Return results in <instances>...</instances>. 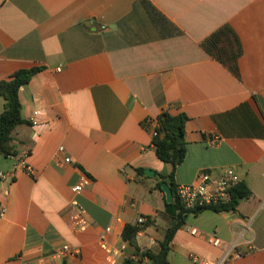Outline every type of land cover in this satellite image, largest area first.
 <instances>
[{"label": "crops", "instance_id": "crops-1", "mask_svg": "<svg viewBox=\"0 0 264 264\" xmlns=\"http://www.w3.org/2000/svg\"><path fill=\"white\" fill-rule=\"evenodd\" d=\"M224 27L236 38L208 52L204 42ZM31 69L40 71L20 89L18 155H0V172L28 153L32 173L0 180V264H113L100 247L107 228L111 247L127 246L114 264H136L123 232L140 217L148 223L136 245L160 246L174 218L157 175L173 167L144 123L163 112L188 117L176 185L233 169L252 192L235 211L190 214L169 264L220 259L213 234L245 253L227 264H264V0H0V82ZM74 199L90 220L84 232L70 222Z\"/></svg>", "mask_w": 264, "mask_h": 264}, {"label": "trees", "instance_id": "trees-1", "mask_svg": "<svg viewBox=\"0 0 264 264\" xmlns=\"http://www.w3.org/2000/svg\"><path fill=\"white\" fill-rule=\"evenodd\" d=\"M235 34L228 27H224L210 36L204 42V48L212 53L213 50L219 51L218 45L225 38L230 40V36ZM236 38V37H235ZM237 41V40H236ZM238 45L239 42L237 41ZM232 60V59H231ZM40 71V69L20 70L16 72L9 80L0 82V96L5 100L4 112L0 115V155L8 157H16L18 152L14 145L13 132L17 127L24 125L25 121L22 118V105L20 102V89L27 85L32 78ZM158 127L156 128L157 136L153 137V145L157 157L164 163L170 164L173 171L170 175H157L158 188L162 190V183L169 184L174 200L172 204H166L174 221L171 227L166 231L164 240L160 243L159 251H143L136 245V236L147 225H127L123 232V239L132 248L135 249V254L141 258H148L151 264H169L167 256L170 252V247L173 239L186 222L187 217L194 213L199 214L206 210L215 212L235 211L241 201L247 200L252 196V192L248 185L241 182L230 191V201L228 204L219 207L203 208L198 211H189L185 209L177 195V185L175 184V172L182 165L187 155V144L185 141V126L188 117L185 114L172 115L169 112H163L156 119ZM145 128L149 127L147 121L144 123ZM139 174L144 175V169H138ZM132 259H127L124 264H133Z\"/></svg>", "mask_w": 264, "mask_h": 264}, {"label": "built area", "instance_id": "built-area-1", "mask_svg": "<svg viewBox=\"0 0 264 264\" xmlns=\"http://www.w3.org/2000/svg\"><path fill=\"white\" fill-rule=\"evenodd\" d=\"M61 71V69H58ZM149 126H154L151 130L152 136H157L156 128L158 123L156 120H147ZM218 143V138L210 140V145L214 146ZM61 152H64V148H60ZM29 154L25 153L17 159V163L11 172H0V180H13L15 178L16 170L23 169L28 173H32L31 167L27 163ZM66 163H71L70 158L65 159ZM87 179L84 177L81 182L73 188V192L79 195L84 190ZM241 183V178L237 172L233 169L225 170L220 176L214 178L208 170L201 171L194 181L190 185H177V195L182 206L189 211H198L203 208L224 206L230 201V191ZM72 213L70 216V222L79 232H84L90 227V220L87 216L85 209L82 207L77 199L71 202ZM5 208L1 207L0 217L5 215ZM148 220L145 217H140L137 220V225H145ZM111 232V228H107L105 232L100 236V247L107 252L108 260L110 263H116L119 258H126L127 246L123 245L120 249L111 247L106 236ZM192 235H197L198 230H191ZM208 244L214 248L225 247V251L220 259L217 261L202 260L196 254H190L189 258L196 264H227L228 262L240 260L244 258L245 253L238 251L236 244L227 245L217 237L215 234L207 238ZM68 246L64 247V251L69 252Z\"/></svg>", "mask_w": 264, "mask_h": 264}, {"label": "rangeland", "instance_id": "rangeland-1", "mask_svg": "<svg viewBox=\"0 0 264 264\" xmlns=\"http://www.w3.org/2000/svg\"><path fill=\"white\" fill-rule=\"evenodd\" d=\"M149 241V240H148ZM147 240H139V243L144 246L142 249L143 251H153L158 252L159 251V240H154V245H146L148 243ZM147 242V243H146ZM150 242V241H149ZM136 264H151L150 260L145 261L143 258H139L136 262Z\"/></svg>", "mask_w": 264, "mask_h": 264}, {"label": "water", "instance_id": "water-1", "mask_svg": "<svg viewBox=\"0 0 264 264\" xmlns=\"http://www.w3.org/2000/svg\"><path fill=\"white\" fill-rule=\"evenodd\" d=\"M146 175L149 176V177H154L155 173L153 171L146 170ZM161 187H162V190H163V192L165 194L166 203L167 204H172L173 200H174V196H173V192H172L169 184L166 183V182H163Z\"/></svg>", "mask_w": 264, "mask_h": 264}]
</instances>
